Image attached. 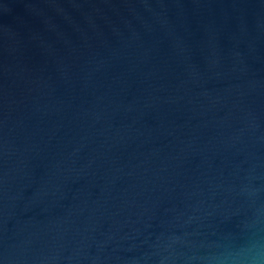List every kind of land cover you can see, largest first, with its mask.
I'll list each match as a JSON object with an SVG mask.
<instances>
[{"label": "water", "instance_id": "water-1", "mask_svg": "<svg viewBox=\"0 0 264 264\" xmlns=\"http://www.w3.org/2000/svg\"><path fill=\"white\" fill-rule=\"evenodd\" d=\"M264 237V0H0V264H220Z\"/></svg>", "mask_w": 264, "mask_h": 264}, {"label": "clouds", "instance_id": "clouds-1", "mask_svg": "<svg viewBox=\"0 0 264 264\" xmlns=\"http://www.w3.org/2000/svg\"><path fill=\"white\" fill-rule=\"evenodd\" d=\"M220 264H264V237L251 236L240 251L222 257Z\"/></svg>", "mask_w": 264, "mask_h": 264}]
</instances>
